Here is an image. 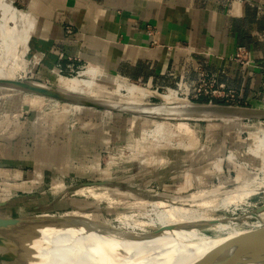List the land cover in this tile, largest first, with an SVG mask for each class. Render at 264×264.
Instances as JSON below:
<instances>
[{
    "label": "rangeland",
    "instance_id": "374dc122",
    "mask_svg": "<svg viewBox=\"0 0 264 264\" xmlns=\"http://www.w3.org/2000/svg\"><path fill=\"white\" fill-rule=\"evenodd\" d=\"M21 19L0 0V26L19 33L17 22ZM10 45L8 38L0 35V84H28L54 91L57 97L0 85V203L5 204L0 208V217L83 213L85 220L128 233L130 229L119 221H143L149 211L144 201L159 200L161 196L185 197L199 191L207 197L212 191L225 193L237 186L252 187L264 178L263 118L165 119L87 109L78 105L86 101L60 93L70 94L69 86L76 78L93 81L94 88L103 91L109 102L158 105L161 100L140 94L126 96L125 89L138 85L114 75L98 80L88 75L99 70L92 67L66 69L56 72L60 77L48 84L38 82L31 77L26 51ZM60 78L65 82L60 83ZM117 89L121 95L115 94ZM157 94L168 93L162 90ZM197 102L192 103L200 105ZM214 106L246 109L235 100ZM158 128L160 132L155 131ZM95 183L99 185L90 186ZM82 188L109 197L99 200L89 194H76ZM204 200L215 219H236L233 224L238 227L247 215L251 225L258 222L254 212L264 205V190L248 196L244 203L225 207L221 197ZM156 231L159 229L135 230L144 234ZM87 237L84 232H66L50 239L81 241ZM189 242L200 244L203 240L192 237Z\"/></svg>",
    "mask_w": 264,
    "mask_h": 264
},
{
    "label": "crops",
    "instance_id": "0c3cea01",
    "mask_svg": "<svg viewBox=\"0 0 264 264\" xmlns=\"http://www.w3.org/2000/svg\"><path fill=\"white\" fill-rule=\"evenodd\" d=\"M4 2L22 16L16 27L38 82L57 78L58 65L92 67L155 97L204 71L233 92L237 105L264 108V0ZM239 47L247 52L248 66L230 60Z\"/></svg>",
    "mask_w": 264,
    "mask_h": 264
},
{
    "label": "bare ground",
    "instance_id": "6f19581e",
    "mask_svg": "<svg viewBox=\"0 0 264 264\" xmlns=\"http://www.w3.org/2000/svg\"><path fill=\"white\" fill-rule=\"evenodd\" d=\"M0 35L7 37L11 45L25 51V39L17 31L0 26ZM88 75L98 80L107 79L108 76L101 70H93ZM59 82L65 81L60 78ZM10 84L14 82L0 85L10 88ZM69 87L70 94L60 93L100 105L107 110L135 113L151 118L163 116L165 119L196 120L264 119V111L193 104L178 98L174 92L157 95L161 104L141 105L109 102L105 100L104 92L94 88V82L90 80L76 78ZM121 92L117 89L115 94L118 96ZM124 93L130 97L135 94L145 97L149 95V92L134 85L125 89ZM159 130L160 128L155 131L160 132ZM259 190H264V178L252 187L237 186L230 191H224L225 193L212 191L209 197H206L205 192L199 191L185 197L161 196L159 200L144 201L149 206V211L143 215V221L131 223L126 220L119 221L130 229L128 233L85 220L87 216L83 213L68 214L65 217L85 221L94 228L86 230L64 227L40 231L38 237L30 240L31 246L37 249L38 260L33 264H264V218H261L264 212L257 214L258 222L251 225H248L250 216L245 215L241 218V226L237 227L233 224L236 219H215L209 213L211 212L209 204L204 200L221 197L223 198L221 204L225 207L231 203H241ZM76 194H89L99 200L109 197L92 188L79 189ZM146 228L159 231L150 234L135 232V230L144 232ZM66 232H84L88 237L81 241L50 239L51 236ZM191 236L195 241L203 242L200 244L189 242Z\"/></svg>",
    "mask_w": 264,
    "mask_h": 264
},
{
    "label": "water",
    "instance_id": "95a60500",
    "mask_svg": "<svg viewBox=\"0 0 264 264\" xmlns=\"http://www.w3.org/2000/svg\"><path fill=\"white\" fill-rule=\"evenodd\" d=\"M10 87L22 91L40 94L44 97H57L55 92L23 84H10ZM78 105L104 109L100 105L90 102H78ZM107 110V109H106ZM99 185L97 183L90 186ZM5 204L0 203V208ZM264 212V205L259 207L254 214ZM75 218L64 216H32V217H0V264H33L37 259V249L31 246L30 240L38 237L44 229L81 228L90 229L94 226Z\"/></svg>",
    "mask_w": 264,
    "mask_h": 264
},
{
    "label": "built area",
    "instance_id": "2783aa9c",
    "mask_svg": "<svg viewBox=\"0 0 264 264\" xmlns=\"http://www.w3.org/2000/svg\"><path fill=\"white\" fill-rule=\"evenodd\" d=\"M231 61L237 62L242 66H248L247 52L244 48H237L235 53L230 57ZM74 68L72 65H67L64 69L58 65L59 73L63 70ZM83 69V67L81 68ZM60 76V75H59ZM167 93L174 92L175 95L183 97V99L195 102L200 97L210 98L208 105H212L211 99H221L223 103L234 101L233 92L226 91L223 84H218L217 79L212 74L204 71H199L195 81H178L174 89H166Z\"/></svg>",
    "mask_w": 264,
    "mask_h": 264
},
{
    "label": "trees",
    "instance_id": "16d2710c",
    "mask_svg": "<svg viewBox=\"0 0 264 264\" xmlns=\"http://www.w3.org/2000/svg\"><path fill=\"white\" fill-rule=\"evenodd\" d=\"M217 104H221V103H217Z\"/></svg>",
    "mask_w": 264,
    "mask_h": 264
}]
</instances>
